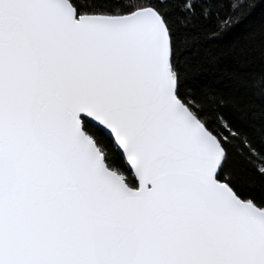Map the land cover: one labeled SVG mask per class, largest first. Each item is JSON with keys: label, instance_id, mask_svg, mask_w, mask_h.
I'll return each instance as SVG.
<instances>
[{"label": "snow or ice", "instance_id": "snow-or-ice-1", "mask_svg": "<svg viewBox=\"0 0 264 264\" xmlns=\"http://www.w3.org/2000/svg\"><path fill=\"white\" fill-rule=\"evenodd\" d=\"M0 264H264V0H0Z\"/></svg>", "mask_w": 264, "mask_h": 264}, {"label": "trees", "instance_id": "trees-1", "mask_svg": "<svg viewBox=\"0 0 264 264\" xmlns=\"http://www.w3.org/2000/svg\"><path fill=\"white\" fill-rule=\"evenodd\" d=\"M259 14H260V10L258 9L257 12H256V14L254 15L253 19L254 20H258ZM249 26H251L250 25V22L246 21L245 24H242L238 29H236L234 31V33L232 34V36H237V35L242 34L245 31L246 27H249ZM231 38L232 37L230 36L229 39H231ZM255 55L257 57V65H258L259 52H256Z\"/></svg>", "mask_w": 264, "mask_h": 264}]
</instances>
